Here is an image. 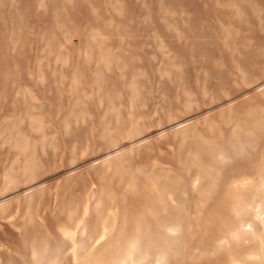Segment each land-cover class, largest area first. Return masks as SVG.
<instances>
[{"label": "rangeland", "instance_id": "374dc122", "mask_svg": "<svg viewBox=\"0 0 264 264\" xmlns=\"http://www.w3.org/2000/svg\"><path fill=\"white\" fill-rule=\"evenodd\" d=\"M0 264H264V0H0Z\"/></svg>", "mask_w": 264, "mask_h": 264}]
</instances>
